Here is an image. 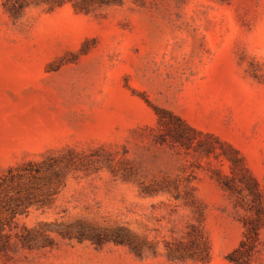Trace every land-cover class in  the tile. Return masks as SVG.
Instances as JSON below:
<instances>
[{
  "label": "rangeland",
  "instance_id": "1",
  "mask_svg": "<svg viewBox=\"0 0 264 264\" xmlns=\"http://www.w3.org/2000/svg\"><path fill=\"white\" fill-rule=\"evenodd\" d=\"M0 264H264V0H0Z\"/></svg>",
  "mask_w": 264,
  "mask_h": 264
}]
</instances>
